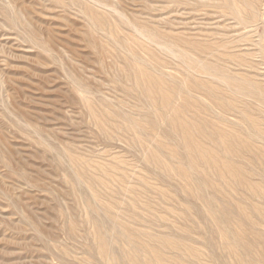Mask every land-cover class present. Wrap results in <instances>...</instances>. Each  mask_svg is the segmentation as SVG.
Instances as JSON below:
<instances>
[{
  "label": "rangeland",
  "instance_id": "rangeland-1",
  "mask_svg": "<svg viewBox=\"0 0 264 264\" xmlns=\"http://www.w3.org/2000/svg\"><path fill=\"white\" fill-rule=\"evenodd\" d=\"M249 1L0 0V264H127L164 235L165 264H264V0ZM171 119L202 127L200 153L233 148L238 181L193 165Z\"/></svg>",
  "mask_w": 264,
  "mask_h": 264
},
{
  "label": "bare ground",
  "instance_id": "bare-ground-1",
  "mask_svg": "<svg viewBox=\"0 0 264 264\" xmlns=\"http://www.w3.org/2000/svg\"><path fill=\"white\" fill-rule=\"evenodd\" d=\"M251 1V0H250ZM249 1V2H250ZM256 1V0H255ZM247 8L250 10V11H252L253 10V8H252V6L251 7H249V6H247ZM246 15H248V16H253V14L252 13H250V12H248V13H246ZM264 49V46H262L261 47V49L259 48V50H261V52H262V50ZM222 57V56H221ZM222 59V58H221ZM224 59V58H223ZM226 60V59H225ZM223 62V61H222ZM139 66V65H138ZM135 68H136V66H134ZM138 68V67H137ZM139 73H140V70H137ZM137 72V73H138ZM136 73V74H137ZM152 77V76H151ZM155 79V78H154ZM138 80V79H137ZM156 80H158L157 78H156ZM135 81V80H134ZM141 82H142V84H144L143 85V90H144V92H145V95L147 96V97H149V98H152V96H153V92L157 89V85H155V83L156 82H154L153 81V79H151L150 77L148 78L146 75H143V77L141 78V80H140ZM161 81H162V79H161ZM171 81H173V80H171ZM202 81V80H201ZM166 82V81H165ZM164 82V83H165ZM195 82H197V81H195ZM135 83V82H134ZM163 83V82H162ZM161 83V84H162ZM181 83V82H180ZM200 83V82H199ZM198 83V84H199ZM136 84V83H135ZM168 84V83H167ZM166 84V85H167ZM175 84V83H174ZM174 84H173V86H174ZM186 84V83H185ZM192 84V83H191ZM201 84V83H200ZM206 84V83H205ZM177 85V84H176ZM203 86H204V84H202ZM208 85V84H207ZM206 85V93L208 92L209 94H214V93H216L217 92V90H216V88H214V87H211V86H207ZM161 86V85H160ZM168 86V85H167ZM193 86V85H192ZM202 86V87H203ZM159 87V86H158ZM169 87V86H168ZM172 87V86H171ZM170 87V88H171ZM198 87V86H197ZM189 88V87H188ZM139 89V88H138ZM180 89V88H179ZM157 90H159V89H157ZM170 90V89H169ZM187 90V89H186ZM190 89H188V91H189ZM220 90V89H219ZM168 92V91H167ZM170 93H171V91H169ZM174 92H176L175 90H174ZM179 92V91H178ZM169 93V94H170ZM191 93V92H190ZM175 94V93H174ZM178 95V94H177ZM186 95V94H185ZM159 96L162 98V99H160V100H162L163 101V103H164V106L168 109V110H170V111H172V110H174V107L172 106V103H173V101L171 102L170 101V99H168V96H167V94L166 93H159ZM171 97V96H170ZM192 97V96H191ZM211 97V96H210ZM233 97V96H232ZM212 98V97H211ZM172 99V98H171ZM173 99H174V97H173ZM188 101V100H187ZM215 101V100H214ZM158 102V101H157ZM225 102V101H224ZM162 103V104H163ZM187 103V102H186ZM185 103V104H186ZM174 104V103H173ZM219 104V103H218ZM231 104V103H230ZM182 105H184V103L182 104ZM181 105V106H182ZM189 105V104H188ZM226 105V104H225ZM227 106V105H226ZM231 106V105H230ZM184 107V106H183ZM222 107V106H221ZM233 108V107H232ZM163 110L165 109V108H162ZM177 109V108H176ZM175 109V110H176ZM180 109V108H179ZM234 109V108H233ZM174 110V111H175ZM182 110V109H181ZM190 110V109H189ZM226 110V109H225ZM230 110V109H229ZM160 111V110H159ZM223 111H224V109H223ZM165 112V111H164ZM167 113V112H166ZM175 113V112H174ZM181 113V112H180ZM174 115V114H173ZM182 116V115H181ZM246 116V115H245ZM170 117V116H169ZM174 117H176V116H174ZM182 118H183V116H182ZM181 118V119H182ZM170 119V118H169ZM185 119V118H184ZM167 120V119H166ZM176 120V119H175ZM183 120V119H182ZM247 120V119H246ZM171 121H172V119H171ZM180 121V120H179ZM173 123H174V121H172ZM170 123V122H169ZM186 123V122H185ZM198 123V122H197ZM167 124H168V121H167ZM171 124V123H170ZM171 126V125H170ZM174 126H176L175 127V130L176 129H179V130H181V132H182V134H183V139H184V148H185V150L187 151V153H188V155H189V157H190V159H189V161L190 162H192L193 163V165L195 164V163H197V162H195L194 160H197L199 163H201L202 165H209V166H212V168L215 170V172H217L219 175L221 174V173H226V174H229V175H232L233 174V178H234V176H236L237 178H238V176H237V172L235 171L234 172V167H233V165H232V163L230 162L231 160H229L230 159V156H231V154H233V153H235L234 152V149L233 148H228V150H224V154H222V152H221V154H218V153H215L213 150H211V149H209V152L208 151H203L202 153H200L199 151H197L196 150V148H194V146L191 144V137H190V130L192 129H194L197 133L198 132H201L202 131V127L201 126H199V125H197L196 123H187V124H181V123H174ZM169 128V127H168ZM171 129V128H170ZM173 129V128H172ZM174 130V131H175ZM203 130H204V128H203ZM173 132V131H172ZM192 132V131H191ZM194 133V132H193ZM177 134V133H176ZM175 134V135H176ZM262 135V134H261ZM213 136V138L216 140V139H218V138H220V137H218L217 135H212ZM235 136V135H234ZM233 136V137H234ZM221 138H224V135H222L221 136ZM235 138V137H234ZM225 139V138H224ZM227 140H229V139H227ZM218 142H221V141H223L222 139L219 141V140H217ZM216 142V141H215ZM241 146V145H240ZM218 147V146H217ZM216 147V148H217ZM214 150H216V149H214ZM221 150V149H220ZM152 151V150H151ZM217 151V150H216ZM239 152H240V150H239ZM150 154V158H153L155 161H157V163H159L160 162V160L158 159V157L155 155V153H153V154H151V153H149ZM236 159V158H235ZM154 163V162H153ZM189 163V162H188ZM195 165H197V164H195ZM171 166V165H170ZM190 166V165H189ZM188 168V167H187ZM198 168V167H197ZM199 168H201V166L199 167ZM170 169L172 170V167H170ZM190 169V168H189ZM177 171H179V174H181L182 176H184V180L185 179H187L188 180V184H189V186H190V190H192L193 189V186H196V184L198 183V180H200L197 176H195V174H193V172H188L187 171V169H185V168H177ZM202 171V170H201ZM203 172H205V171H203ZM206 173V172H205ZM201 174H202V172H201ZM209 174V173H208ZM211 174V173H210ZM213 174H215V173H213ZM226 176V175H225ZM180 177V176H179ZM201 177V176H200ZM206 178V177H205ZM214 179V178H213ZM229 179V178H228ZM208 180V179H207ZM206 180V181H207ZM221 180V179H220ZM219 180V181H220ZM210 181V180H209ZM219 181H217V182H219ZM237 182L238 180H236L235 178H234V182ZM186 183V182H185ZM202 183H204V182H202ZM207 183V182H206ZM211 184V183H210ZM187 186V185H186ZM205 186V185H204ZM208 187V186H207ZM220 192V191H219ZM225 208V207H224ZM256 210V209H255ZM212 221V220H211ZM213 222V221H212ZM221 224V223H220ZM221 227V226H220ZM132 234V233H131ZM153 236V235H152ZM162 236V235H161ZM140 238H141V236H140ZM144 239V238H143ZM175 239V238H174ZM107 241V240H106ZM136 241V240H135ZM154 241H157V244H159V245H157L156 246V248H154L153 247V243L152 242H154ZM177 241V240H176ZM180 241V240H179ZM223 241V240H222ZM172 244H175L174 243V241H172L171 240V237L169 238V237H167V236H162V237H160L159 238V236L158 237H148V239H146V240H140L139 241V245L141 246V248H142V250L141 249H139V248H132V249H129L127 252H126V255H127V258H128V260H127V264H165L160 258H159V249H161V246H170V245H172ZM179 244V243H178ZM183 245V244H182ZM132 247V246H131ZM183 247V246H182ZM181 247V248H182ZM226 247V246H225ZM227 249H228V247H226ZM103 250L105 249V248H102ZM139 250H141V251H139ZM229 250V249H228ZM179 253V252H178ZM187 254V253H186ZM108 255V254H107ZM144 255H147L150 259H148V261H146V263L145 262H142L140 259H142L141 258V256H144ZM111 257V256H110ZM145 257V256H144ZM109 259V258H108ZM163 259H165V258H163ZM110 260V259H109ZM123 260V259H122ZM175 261V260H174ZM125 262V261H124ZM4 263V261H2L1 262V264H3ZM113 264V263H112ZM174 264V263H173Z\"/></svg>",
  "mask_w": 264,
  "mask_h": 264
}]
</instances>
